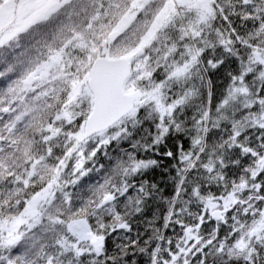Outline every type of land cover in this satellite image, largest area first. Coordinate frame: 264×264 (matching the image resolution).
Masks as SVG:
<instances>
[{"label":"snow or ice","instance_id":"6c2138e0","mask_svg":"<svg viewBox=\"0 0 264 264\" xmlns=\"http://www.w3.org/2000/svg\"><path fill=\"white\" fill-rule=\"evenodd\" d=\"M0 264H264V0H0Z\"/></svg>","mask_w":264,"mask_h":264}]
</instances>
